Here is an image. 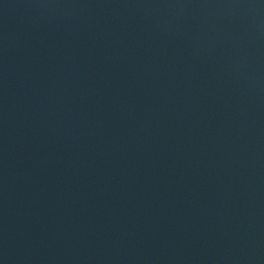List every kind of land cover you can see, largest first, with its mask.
<instances>
[{
	"label": "water",
	"instance_id": "water-1",
	"mask_svg": "<svg viewBox=\"0 0 264 264\" xmlns=\"http://www.w3.org/2000/svg\"><path fill=\"white\" fill-rule=\"evenodd\" d=\"M0 264H264V0H0Z\"/></svg>",
	"mask_w": 264,
	"mask_h": 264
}]
</instances>
